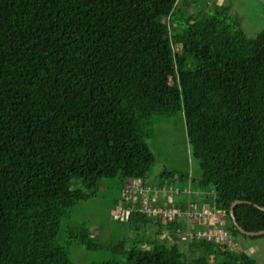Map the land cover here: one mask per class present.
Returning <instances> with one entry per match:
<instances>
[{
  "label": "trees",
  "instance_id": "16d2710c",
  "mask_svg": "<svg viewBox=\"0 0 264 264\" xmlns=\"http://www.w3.org/2000/svg\"><path fill=\"white\" fill-rule=\"evenodd\" d=\"M223 3L0 0V264H76L71 246L103 248L74 213L104 179L122 182L111 218L134 236L111 247L121 261L96 264H257L236 238L264 234H242L231 208L245 202L238 224L264 231V28L249 37ZM176 115L198 180L153 175V125ZM191 206L219 215L237 245L183 243L208 224L163 211Z\"/></svg>",
  "mask_w": 264,
  "mask_h": 264
},
{
  "label": "rangeland",
  "instance_id": "374dc122",
  "mask_svg": "<svg viewBox=\"0 0 264 264\" xmlns=\"http://www.w3.org/2000/svg\"><path fill=\"white\" fill-rule=\"evenodd\" d=\"M229 1H232L233 13L241 18L242 27L248 36L256 37L264 28V0ZM223 4L225 5L226 1ZM153 127L154 135L148 143L157 159L153 168L155 178L164 171H168L176 175L189 173L191 177L198 180L201 171L199 162L192 157L184 117L176 115L170 120L158 119ZM155 178H151L150 182L153 183ZM122 187L123 184L118 179H104L97 195L87 202L81 203L76 209L74 215L77 221L79 223L86 222V226L96 232L97 244H104L103 248L94 250H88L81 245L71 246V258L76 264H96L108 261L113 257L119 261L122 260V256H115L111 253V247L125 239L128 240L126 242L128 248L131 244L129 240L134 236V232L130 231L133 226L116 223L111 218L114 201L123 199ZM138 233H141L138 237L140 239H149L155 236L151 229L147 233L143 230ZM59 239L60 244L66 245V233L61 231ZM159 239L160 237H158ZM236 239L239 243L238 250L248 253L256 260L257 264H264V238L251 240L238 236Z\"/></svg>",
  "mask_w": 264,
  "mask_h": 264
},
{
  "label": "built area",
  "instance_id": "2783aa9c",
  "mask_svg": "<svg viewBox=\"0 0 264 264\" xmlns=\"http://www.w3.org/2000/svg\"><path fill=\"white\" fill-rule=\"evenodd\" d=\"M135 189H137V187H135ZM147 191H149V187L145 188V190L142 188L140 189L141 194H146ZM174 194L177 195L176 192ZM142 209L145 212H152L153 214H157L161 211L153 206V202L148 203L147 200H144ZM184 213L192 222L199 221L204 224H208L209 227L204 229H189L187 232H184L180 236L183 243L189 244L197 240H217L218 243L225 246L229 245L230 247H235L237 245L228 231L222 228L224 224L222 218L219 215H216L207 206L202 208V210L197 209L195 206H191V208L186 212L181 211V209L177 207L163 211L164 216H168L169 218L182 217Z\"/></svg>",
  "mask_w": 264,
  "mask_h": 264
},
{
  "label": "water",
  "instance_id": "95a60500",
  "mask_svg": "<svg viewBox=\"0 0 264 264\" xmlns=\"http://www.w3.org/2000/svg\"><path fill=\"white\" fill-rule=\"evenodd\" d=\"M242 203H245L243 201H236L233 203L232 205V208H231V215L233 217V221H234V224L236 225V227L239 229V231L242 233V234H246L248 236H260V235H263L264 234V231H260V232H247L245 231L237 222L236 218L234 217V208L237 206V205H240ZM250 205H252V203H249ZM255 205V204H254ZM255 207L261 209V210H264V207H261V206H258V205H255Z\"/></svg>",
  "mask_w": 264,
  "mask_h": 264
},
{
  "label": "clouds",
  "instance_id": "9594fccd",
  "mask_svg": "<svg viewBox=\"0 0 264 264\" xmlns=\"http://www.w3.org/2000/svg\"><path fill=\"white\" fill-rule=\"evenodd\" d=\"M134 181H130V183H133ZM145 186V188L149 187V184H143ZM135 189V187H134ZM143 195V194H142ZM146 195V194H144ZM144 200H147V202L149 203V200L147 198H143L141 203H140V206L142 207V204L144 203Z\"/></svg>",
  "mask_w": 264,
  "mask_h": 264
}]
</instances>
